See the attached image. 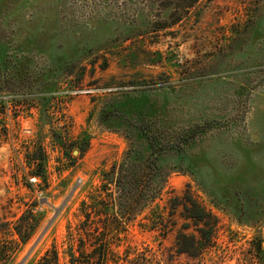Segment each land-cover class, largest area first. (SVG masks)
Instances as JSON below:
<instances>
[{"label":"rangeland","instance_id":"374dc122","mask_svg":"<svg viewBox=\"0 0 264 264\" xmlns=\"http://www.w3.org/2000/svg\"><path fill=\"white\" fill-rule=\"evenodd\" d=\"M111 103L144 109L167 139L199 127L185 162L208 186L237 176L264 190V0H0V264H19L44 230L24 264L53 248L67 264L81 204L128 149L124 128L100 120ZM174 161L114 253L264 264V216L238 222ZM187 191L217 218L201 256L177 252L178 233L196 236L173 205Z\"/></svg>","mask_w":264,"mask_h":264},{"label":"trees","instance_id":"16d2710c","mask_svg":"<svg viewBox=\"0 0 264 264\" xmlns=\"http://www.w3.org/2000/svg\"><path fill=\"white\" fill-rule=\"evenodd\" d=\"M147 114L144 109L125 108L120 103H111L102 109L100 120L107 129L118 131L124 128L128 149L120 163L108 171H101L99 187L88 202L81 204L83 221L74 233L67 236V264H119L122 259L125 264H152V257H147L144 252H125L121 258L114 253L113 246L119 244L121 234L126 231L124 226L159 198L167 179L163 163L169 156L175 157V170L191 176L201 191L213 200L214 207L219 204L228 207L240 223L249 222L242 216L254 215L256 220L264 216V202L259 203L260 199L264 200V190L251 187L237 176L231 177L222 187L213 178L214 186L210 187L205 183L199 163L186 164V149L194 141L199 127L189 135L167 139L144 120ZM136 115L140 116L139 119L129 123L128 117ZM173 201L174 209L181 208V217L187 222L182 230L192 228L196 234L178 233L177 252L190 257L201 256L213 244L217 218L188 191L180 200ZM37 264H60L57 250L53 248L45 252Z\"/></svg>","mask_w":264,"mask_h":264},{"label":"water","instance_id":"95a60500","mask_svg":"<svg viewBox=\"0 0 264 264\" xmlns=\"http://www.w3.org/2000/svg\"><path fill=\"white\" fill-rule=\"evenodd\" d=\"M71 195V194H70ZM69 195V197H70ZM69 197L64 201L63 205L66 203V201L69 199ZM60 209H57L55 211V215L54 217L59 213ZM45 231V230H44ZM44 231L42 232V234L38 237V239L35 241V243L33 244V246L31 247V249L29 250V252L26 254V256L23 258V260L19 263V264H24L26 259L28 258V256L30 255V253L32 252V250L34 249V247L37 245L38 241L40 240L41 236L43 235Z\"/></svg>","mask_w":264,"mask_h":264},{"label":"built area","instance_id":"2783aa9c","mask_svg":"<svg viewBox=\"0 0 264 264\" xmlns=\"http://www.w3.org/2000/svg\"><path fill=\"white\" fill-rule=\"evenodd\" d=\"M31 182L34 183L35 182V179H32Z\"/></svg>","mask_w":264,"mask_h":264}]
</instances>
